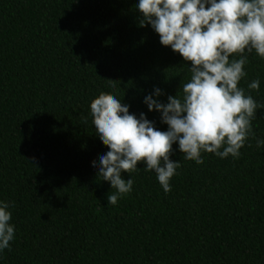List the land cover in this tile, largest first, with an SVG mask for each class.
Segmentation results:
<instances>
[{"label":"trees","instance_id":"16d2710c","mask_svg":"<svg viewBox=\"0 0 264 264\" xmlns=\"http://www.w3.org/2000/svg\"><path fill=\"white\" fill-rule=\"evenodd\" d=\"M137 0H0V200L15 237L0 264H264V59L249 54L238 87L261 109L239 157L180 160L165 193L138 162L116 205L92 164L108 151L90 103L116 96L166 131L143 99L182 95L191 73ZM259 78V90L247 85ZM113 85L115 86L113 88ZM221 151L223 149H220Z\"/></svg>","mask_w":264,"mask_h":264},{"label":"clouds","instance_id":"9594fccd","mask_svg":"<svg viewBox=\"0 0 264 264\" xmlns=\"http://www.w3.org/2000/svg\"><path fill=\"white\" fill-rule=\"evenodd\" d=\"M135 8L141 27L150 26L162 46L191 62V75L181 85V96L169 95L161 102L157 87L143 99L149 112L160 114L166 131L145 113H130V106L114 95L102 92L91 101L92 124L108 149L92 167L116 189L107 197L112 205L132 191L133 179L125 180L122 173L136 171L138 162L145 171H154L163 191L170 192V180L181 166L180 160L170 159L174 144L184 160L196 164L204 162L202 151L221 159L239 157L262 107L238 84L247 76L249 54L264 59V0H137ZM247 87L259 90V78ZM257 145L264 146V139H257ZM13 206L0 200V252L15 237Z\"/></svg>","mask_w":264,"mask_h":264}]
</instances>
